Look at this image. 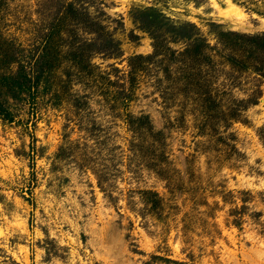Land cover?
Instances as JSON below:
<instances>
[{
	"label": "rangeland",
	"instance_id": "374dc122",
	"mask_svg": "<svg viewBox=\"0 0 264 264\" xmlns=\"http://www.w3.org/2000/svg\"><path fill=\"white\" fill-rule=\"evenodd\" d=\"M64 1L53 70L29 93L0 84V264H264V78L239 119L198 131L170 59L219 28L264 30V0H2L19 58L40 55ZM199 69L223 102L254 87L251 71Z\"/></svg>",
	"mask_w": 264,
	"mask_h": 264
},
{
	"label": "trees",
	"instance_id": "16d2710c",
	"mask_svg": "<svg viewBox=\"0 0 264 264\" xmlns=\"http://www.w3.org/2000/svg\"><path fill=\"white\" fill-rule=\"evenodd\" d=\"M70 7L71 3L64 1L61 9L55 12L51 22L53 26L48 27L41 38L40 55L32 60L19 58L20 55L14 49L15 46L10 39L0 35V84L5 89L11 90L15 94L21 91L29 93L39 76L45 78L53 70L57 57L55 54L57 44L54 35L59 34ZM216 35V41L213 44H209L202 36L192 37L182 48L173 49L170 56L171 60L180 62L178 65L180 72L174 74L182 85L181 92L185 93L192 102L189 109L193 110L194 118L198 119L196 122L198 131L216 130L217 125H227L231 121L239 119L242 109L256 101L260 94L259 80L264 78V30L242 32L219 28ZM154 47L155 44H153ZM212 55L216 57L212 58ZM146 56L131 55L129 65L131 66L132 59ZM203 61L226 65L229 74L232 72L236 74L244 71L253 72L254 82H250L254 86L253 89L246 98L232 97L231 101L223 102L221 92L224 89L212 86L215 84L212 80L214 76L207 77L209 74H200L199 64ZM12 63H14V68L11 66ZM234 76L230 75L228 78L231 83L232 80L233 83L235 82L236 77L234 78ZM126 115L125 121L134 134L135 131L140 135L151 134L152 126L146 113L131 115L126 112ZM262 142L264 143L263 139ZM142 192L146 200L149 201V207L160 210L161 197L157 192L149 189H143ZM229 195H231L230 190L223 192L222 200H227ZM242 199L244 200L245 197ZM227 213L231 215L230 222L237 225L241 210L230 208ZM186 227L183 224V230ZM156 256L158 257V255Z\"/></svg>",
	"mask_w": 264,
	"mask_h": 264
}]
</instances>
